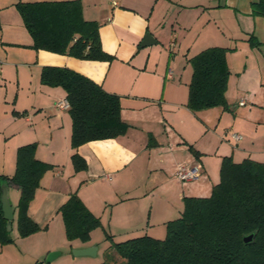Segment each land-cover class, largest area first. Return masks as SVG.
Masks as SVG:
<instances>
[{"label": "crops", "instance_id": "0c3cea01", "mask_svg": "<svg viewBox=\"0 0 264 264\" xmlns=\"http://www.w3.org/2000/svg\"><path fill=\"white\" fill-rule=\"evenodd\" d=\"M18 1L0 0V175L14 173L17 148L28 143H35L36 158L51 167L28 206L39 226L31 234L18 232L20 192L7 185L12 241L0 243V264H62L54 261L58 256L70 264L86 263L65 250L95 245L93 234L99 229L113 241L116 235L164 238L166 223L181 214L184 197L210 194L223 156L241 161L264 154L254 135L262 120L254 110L264 109V16L252 14L255 0H79L83 18L98 23L110 60L32 48ZM251 34L259 42L254 50ZM212 46L233 48L226 52L225 96L227 109L238 112L240 120L233 116L230 125L222 122L229 114L221 106L198 111L187 106L188 60ZM46 65L71 68L116 94L125 131L72 148L69 109L55 105L65 91L40 81ZM231 132L241 138L233 140ZM73 152L84 159L85 168L75 169ZM179 164H198L199 178L181 183L175 177ZM1 190L0 184V206ZM72 192L101 221L85 242L66 238L58 210ZM98 250L84 256H96ZM53 251L58 254L46 262Z\"/></svg>", "mask_w": 264, "mask_h": 264}, {"label": "trees", "instance_id": "16d2710c", "mask_svg": "<svg viewBox=\"0 0 264 264\" xmlns=\"http://www.w3.org/2000/svg\"><path fill=\"white\" fill-rule=\"evenodd\" d=\"M15 5L32 37V48L81 59H112L101 46L98 23L83 18L79 0H19ZM251 8L252 14L264 16V0L252 1ZM248 42L250 46L259 45L253 34ZM228 50L233 48L207 47L189 58L192 77L187 106L191 110L228 108ZM40 81L65 91L72 119V148L125 131L127 124L120 116L119 97L87 76L65 66L46 65L41 69ZM71 158L76 170L85 168L77 152ZM49 167L36 158L35 143H28L17 148L14 173L0 175L1 185H16L19 189L16 222L21 236L39 229L28 215V206ZM219 174L208 196L184 197L182 212L166 223L164 238L142 234L113 241L112 246L125 264H264V161H234L231 156H223ZM58 210L69 241H88L90 232L101 226L99 217L76 192ZM6 223L0 206V243L12 241ZM250 233L252 240L244 242L243 237Z\"/></svg>", "mask_w": 264, "mask_h": 264}, {"label": "rangeland", "instance_id": "374dc122", "mask_svg": "<svg viewBox=\"0 0 264 264\" xmlns=\"http://www.w3.org/2000/svg\"><path fill=\"white\" fill-rule=\"evenodd\" d=\"M251 48H253V47L251 46ZM252 50H254V48ZM253 52H254V56H257V51H253ZM251 56L252 55L250 53L249 61H251ZM262 99H264V98H262ZM247 101L249 102V100H247ZM247 106H248V103H247ZM256 107H258V106L256 105ZM226 110H227V114H229L228 115L229 117H228V119H227V117H224L222 119V122L229 121L228 124L230 125L231 123H233V120H232L233 116H236L240 120V114L238 112L235 113L234 111H229L228 109H226ZM254 112L256 113V115L258 117L262 118L261 123H259L260 125L258 126V128L256 129V132L254 134L255 138H256L255 142L257 144L261 143L262 145H264V109H259V107H258L257 109L254 110ZM241 120H243V119H241ZM257 157L259 160L264 161V154H259ZM13 230H15V228ZM109 234L110 233L107 234L106 232H103L100 229H99V231H97V233L93 234V240L96 243L95 246H97L99 248L98 254L96 256H76V257H70V258H77L76 260H85V262H86V263H82L83 262L82 261V262H78L77 264H89L90 261H92L93 264H99L103 261H105L109 264H125L124 259L117 254L115 248H113V246H112V243H113V240L111 239L112 236L107 237V235H109ZM120 237L121 236L116 235V238L114 241H120L121 239L122 240L126 239L124 236H123V238H120ZM72 249L66 248L65 251L68 252V254L66 253L67 254L66 256H75L72 254ZM61 258H63V257L58 256V257H56V259L54 261L58 260L57 262H62V264H70L68 262V260L65 259V262H64L63 259H61Z\"/></svg>", "mask_w": 264, "mask_h": 264}, {"label": "water", "instance_id": "95a60500", "mask_svg": "<svg viewBox=\"0 0 264 264\" xmlns=\"http://www.w3.org/2000/svg\"><path fill=\"white\" fill-rule=\"evenodd\" d=\"M1 202H2V210H3V217L7 220L6 227L7 229L11 228V222L13 220V208L10 205L9 198H8V186L7 185H2V190H1ZM253 234L250 233L246 236L243 237L244 242H249L252 240ZM97 246L95 245H90L87 247L83 248H73L72 249V254L75 256H84V255H95L96 253ZM58 252L53 251L50 252L47 256L45 261L46 262H51Z\"/></svg>", "mask_w": 264, "mask_h": 264}, {"label": "built area", "instance_id": "2783aa9c", "mask_svg": "<svg viewBox=\"0 0 264 264\" xmlns=\"http://www.w3.org/2000/svg\"><path fill=\"white\" fill-rule=\"evenodd\" d=\"M240 103L243 104V101H241ZM55 105L60 109H65L69 107L66 98L58 100ZM231 137L233 140L237 141L241 138V134L238 132H232ZM200 174L201 171L198 164H179L176 167L175 171V177L183 184L198 179Z\"/></svg>", "mask_w": 264, "mask_h": 264}]
</instances>
